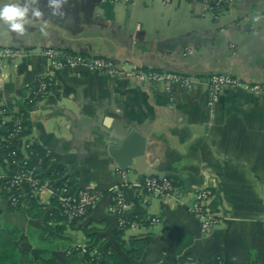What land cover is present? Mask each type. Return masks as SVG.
Returning <instances> with one entry per match:
<instances>
[{
	"label": "crops",
	"instance_id": "1",
	"mask_svg": "<svg viewBox=\"0 0 264 264\" xmlns=\"http://www.w3.org/2000/svg\"><path fill=\"white\" fill-rule=\"evenodd\" d=\"M40 6L45 33L35 23L17 37L0 23V46L17 50L12 60L0 59V174L8 170L1 152L5 123L25 107L22 140L52 154L64 171L56 182L68 177L101 196L74 222L46 217L48 192L36 211L26 204L11 209L0 198V227L19 228L20 264L50 258L84 264L82 245L115 250L130 264H158L163 255L180 263L187 253L197 264L216 254L231 264H264V98L227 89L211 102L206 83L221 71L264 82V0H235L217 14L202 0H67L63 16L53 15L47 0ZM46 48L111 57L126 68L173 72L192 82L167 88L80 66L53 67ZM44 78L51 80L48 93L28 107L30 88ZM120 165L127 170L130 213L140 221L119 232L109 207L112 187L122 182ZM148 176L172 180L177 197L147 194ZM205 186L212 190L207 206L219 217L207 234L188 211ZM133 237L145 241L141 251L133 250Z\"/></svg>",
	"mask_w": 264,
	"mask_h": 264
},
{
	"label": "built area",
	"instance_id": "2",
	"mask_svg": "<svg viewBox=\"0 0 264 264\" xmlns=\"http://www.w3.org/2000/svg\"><path fill=\"white\" fill-rule=\"evenodd\" d=\"M116 2H126L134 0H113ZM210 11L214 14L221 8L229 6L235 0H202ZM44 54L48 57L53 67L73 68L84 67L89 71L97 72L109 77H125L133 78L139 82H150L154 84H164L167 88L171 84H180L184 87L191 86V77L166 71L142 70L135 68H126L117 60L100 55H82L72 53L59 48H46ZM17 55V50L8 46H0V59L10 61ZM206 83L209 88L210 101H216L221 93L227 89H240L260 97H264V82H248L240 79L227 72H212L206 77ZM51 86L50 78H44L37 81L29 90L27 103H35L42 99L48 93ZM5 111L0 114H4ZM13 128L6 129L4 139L9 142L21 133L25 126L23 125L24 116L22 113L12 115ZM23 136H21V139ZM23 142V140H22ZM24 146L28 147L29 144ZM10 163L19 166L17 159V149L13 148L8 152ZM40 163V161H39ZM50 164H54V159L50 160ZM117 172L122 178L120 184L114 185L112 191L114 194V202L109 210L115 215L116 224L121 228L137 227L139 221L132 219L130 213V205L124 191L125 181L127 179V170L117 167ZM42 172L38 165L32 167L20 166V168L12 174H0V198L7 200L9 205L16 206L25 197L41 198L43 192H48L50 197H55L61 213L68 220L83 217L87 214L90 207L100 198L101 194L98 190L90 186L76 188L70 183L68 177H63L61 185L57 187L59 178H46L41 176ZM143 188L147 194L165 196L170 195L177 197L178 191L173 181L170 179H159L155 176H148L143 181ZM28 189V191H27ZM212 196V190L205 186L195 191L188 211L193 214L200 223V231L203 234L209 233L218 224L219 217L207 206V201ZM152 222H157V218H152ZM80 251H85V246L80 247ZM191 261L192 258H188ZM162 262L161 260L158 261ZM192 262V261H191ZM180 264V263H172Z\"/></svg>",
	"mask_w": 264,
	"mask_h": 264
},
{
	"label": "trees",
	"instance_id": "3",
	"mask_svg": "<svg viewBox=\"0 0 264 264\" xmlns=\"http://www.w3.org/2000/svg\"><path fill=\"white\" fill-rule=\"evenodd\" d=\"M33 103L27 104L28 107L32 106ZM27 107V106H26ZM28 108H19L18 110L22 113L23 116L26 118ZM8 130L13 128V121L5 123ZM23 125H28L26 120H23ZM26 134V130L24 129L19 135L15 138H13L10 142L7 139H4L1 145V152L4 155V158H6V165H7V174H12L16 172L20 166L25 167H32L34 165L39 166V170L42 172V177H49V178H55L57 176H60L64 173L62 168L59 165L51 164L50 160L53 158L52 154L47 152L44 148L38 146V145H29L26 147V156L22 152V147L24 146L25 142H22L21 136ZM6 135V131L4 133V137ZM17 149V159L19 166L13 165L10 163V158L8 157V152L11 149ZM40 161V163H39ZM62 182H58L54 184L55 187L58 185H61ZM28 191V189H27ZM26 204L29 207V211H36L40 208V204L38 203V199L34 197H30V195L27 194L24 200H22L18 205L11 206V209L20 208L21 205ZM50 208L46 209L45 214L47 218L52 219H61V220H68L67 217L62 215L61 208L59 207V204L55 197L50 198V202L48 204ZM15 207V208H13ZM39 213V212H38ZM82 218V217H80ZM132 219L139 220L136 216L132 215ZM79 218H75L68 221H75ZM119 232L122 231V229L119 226H117ZM19 234V228L11 227L10 225H3L0 227V264H20L21 263V256L22 253L16 246V240ZM133 244V250L134 251H141L145 246V241L142 239H134V237L131 240ZM82 260L84 264H130L127 259L123 257V255L115 250L105 249L103 251H97L94 252L92 249L87 246L85 248V251L82 253ZM188 258H192L191 261H189ZM52 258H50L46 263L43 264H53L51 261ZM162 262H158V264H172V260L166 256L163 255L160 259ZM180 264H197L195 259L192 257L190 253L185 254V256L182 259H179ZM208 264H231L229 261L224 260V258L221 257V255L216 254L211 261Z\"/></svg>",
	"mask_w": 264,
	"mask_h": 264
},
{
	"label": "clouds",
	"instance_id": "4",
	"mask_svg": "<svg viewBox=\"0 0 264 264\" xmlns=\"http://www.w3.org/2000/svg\"><path fill=\"white\" fill-rule=\"evenodd\" d=\"M41 0H0V23L7 26L9 32L23 37L29 27L39 23L40 31L46 32L48 19L40 6ZM67 0H47V6L55 16H63V6Z\"/></svg>",
	"mask_w": 264,
	"mask_h": 264
},
{
	"label": "water",
	"instance_id": "5",
	"mask_svg": "<svg viewBox=\"0 0 264 264\" xmlns=\"http://www.w3.org/2000/svg\"><path fill=\"white\" fill-rule=\"evenodd\" d=\"M120 169H124V170H126V167H124V166H122V165H120V166H118Z\"/></svg>",
	"mask_w": 264,
	"mask_h": 264
},
{
	"label": "rangeland",
	"instance_id": "6",
	"mask_svg": "<svg viewBox=\"0 0 264 264\" xmlns=\"http://www.w3.org/2000/svg\"><path fill=\"white\" fill-rule=\"evenodd\" d=\"M242 91H244V90H242ZM245 92H247V91H245ZM248 93H250V92H248ZM251 94H253V93H251ZM255 95V94H254ZM258 96V95H257ZM262 98H264V97H262ZM207 234V233H206Z\"/></svg>",
	"mask_w": 264,
	"mask_h": 264
}]
</instances>
